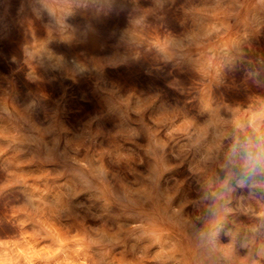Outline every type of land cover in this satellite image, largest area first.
I'll return each mask as SVG.
<instances>
[{
    "label": "rangeland",
    "instance_id": "1",
    "mask_svg": "<svg viewBox=\"0 0 264 264\" xmlns=\"http://www.w3.org/2000/svg\"><path fill=\"white\" fill-rule=\"evenodd\" d=\"M264 0H0V264H264Z\"/></svg>",
    "mask_w": 264,
    "mask_h": 264
},
{
    "label": "clouds",
    "instance_id": "2",
    "mask_svg": "<svg viewBox=\"0 0 264 264\" xmlns=\"http://www.w3.org/2000/svg\"><path fill=\"white\" fill-rule=\"evenodd\" d=\"M255 154L249 153L248 166L250 173H254L258 166L264 165V145H258Z\"/></svg>",
    "mask_w": 264,
    "mask_h": 264
}]
</instances>
